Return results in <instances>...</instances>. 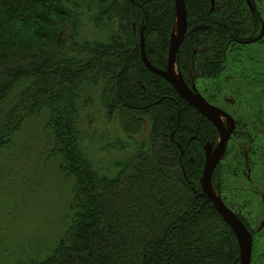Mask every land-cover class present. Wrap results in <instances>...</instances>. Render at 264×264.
I'll return each mask as SVG.
<instances>
[{
  "label": "trees",
  "instance_id": "obj_1",
  "mask_svg": "<svg viewBox=\"0 0 264 264\" xmlns=\"http://www.w3.org/2000/svg\"><path fill=\"white\" fill-rule=\"evenodd\" d=\"M185 2L189 29L178 66L199 90L200 79L261 40L264 18L254 0ZM176 12L175 0H0V147L45 118L49 157L74 194L57 246L17 264L241 263L233 230L201 188L206 145L219 132L142 59L144 30L149 62L167 69ZM97 89L108 124L119 121L136 145H102L103 156L117 152L108 165L84 144L83 112ZM148 118L155 128L149 144L140 143ZM218 178L216 171L225 203ZM254 249L251 264H261Z\"/></svg>",
  "mask_w": 264,
  "mask_h": 264
},
{
  "label": "rangeland",
  "instance_id": "obj_2",
  "mask_svg": "<svg viewBox=\"0 0 264 264\" xmlns=\"http://www.w3.org/2000/svg\"><path fill=\"white\" fill-rule=\"evenodd\" d=\"M254 3L264 18V0H254ZM262 36L259 42L245 47L239 58L229 56L218 75L200 79L198 88L202 96L211 100V105L222 108L235 121L236 134L232 135L216 171L223 184L226 205L253 231L257 262L264 264V34ZM141 84L146 89V84ZM91 95L93 105L83 112L84 144L90 152L94 151L98 161L108 165L109 160L116 159L117 152L112 158L108 153L103 156L102 145L118 142L136 145L126 140L119 121L113 124L106 121L99 103L100 89L92 91ZM110 98L107 94L106 103ZM8 106L9 103H5L2 107ZM148 121L137 137L140 143L149 144L155 128ZM223 121L231 128L229 120ZM44 123L43 117L32 120L13 144L5 139L0 147V152L4 153L0 158V264H17L20 258L28 256L46 257L68 228L66 218L74 198L73 182L60 170V162L49 157L51 143L43 133ZM220 139L219 133L217 141L210 144L213 153ZM109 149L118 151L110 146ZM213 187L221 195L214 183Z\"/></svg>",
  "mask_w": 264,
  "mask_h": 264
},
{
  "label": "water",
  "instance_id": "obj_3",
  "mask_svg": "<svg viewBox=\"0 0 264 264\" xmlns=\"http://www.w3.org/2000/svg\"><path fill=\"white\" fill-rule=\"evenodd\" d=\"M176 1V23L171 35L168 62L166 70H159L151 65L145 50L144 30L141 32L142 59L146 67L157 76L163 78L176 90L178 95L191 105L196 111L205 116L219 131L221 135L217 151L213 153V145L206 149V162L201 178L203 195L212 203L215 210L231 227L238 241L241 252L240 264H251L253 256V235L243 221L231 211L224 203L221 195L213 187V176L224 158L229 141L235 132L236 124L232 117L220 108L211 105L197 90L190 87L180 72L178 62L181 47L188 34V13L185 0ZM223 119L231 122V128L225 125Z\"/></svg>",
  "mask_w": 264,
  "mask_h": 264
},
{
  "label": "flooded vegetation",
  "instance_id": "obj_4",
  "mask_svg": "<svg viewBox=\"0 0 264 264\" xmlns=\"http://www.w3.org/2000/svg\"><path fill=\"white\" fill-rule=\"evenodd\" d=\"M194 85H191V87H193ZM198 90V89H197ZM199 91V90H198ZM199 93H200V91H199ZM211 104V103H210ZM217 107V106H216ZM218 108H220V107H218ZM221 110H223L222 108H220ZM224 111V110H223ZM224 112H226V111H224ZM227 113V112H226ZM228 114V113H227ZM225 123V122H224ZM225 125H226V123H225ZM235 131H236V129H235ZM235 133V132H234Z\"/></svg>",
  "mask_w": 264,
  "mask_h": 264
}]
</instances>
